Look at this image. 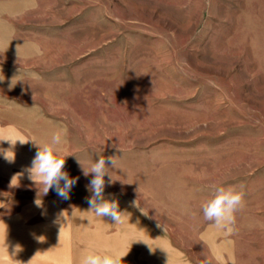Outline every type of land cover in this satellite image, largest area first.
Instances as JSON below:
<instances>
[{
  "label": "rangeland",
  "instance_id": "rangeland-1",
  "mask_svg": "<svg viewBox=\"0 0 264 264\" xmlns=\"http://www.w3.org/2000/svg\"><path fill=\"white\" fill-rule=\"evenodd\" d=\"M0 79V140L59 133L79 177L68 199L27 173L10 187L37 148L0 141V264H141L149 231L188 264H264V0H0ZM100 156L120 224L88 211L78 160ZM218 187L243 193L224 229L202 211Z\"/></svg>",
  "mask_w": 264,
  "mask_h": 264
},
{
  "label": "clouds",
  "instance_id": "clouds-1",
  "mask_svg": "<svg viewBox=\"0 0 264 264\" xmlns=\"http://www.w3.org/2000/svg\"><path fill=\"white\" fill-rule=\"evenodd\" d=\"M36 51L39 52V49L37 48ZM3 79H0V81H2ZM13 79L11 81L10 87L15 86V84L17 83L16 82L14 84ZM5 140L10 142L13 147L16 145L17 141H19V143L22 145L28 143L29 141H32L34 146L37 148V152L31 161V165L24 168L21 172L13 175L10 181V187H18L19 183L17 184L16 181H20L21 177H23L24 174L27 173L28 179L32 181L33 184L42 185V196L47 195L50 190H54L57 195L62 197L63 199L69 198V193L77 183L79 177H70L69 173L64 170L66 157L61 158L60 155L62 151V139L59 133L54 134L51 138V141L43 145L37 143L34 140L16 139L15 141H13L11 139H4L0 141ZM0 155H3L4 159L9 163H14L15 161V152L11 148L8 150L0 149ZM113 157L114 156H110L107 159L111 163L112 168H115L116 160ZM78 163L81 165L83 175L85 177H88L89 175L92 176L87 186L89 191L92 193V196L87 200V203L89 205L88 211L93 213L96 217H110L115 221V224L123 223L124 216L127 213L121 212L119 210L117 201L106 200L104 197V190L106 187L105 177H109V183L114 182L110 174V168L106 165L104 156H100L97 161L92 163L90 170H86L80 160H78ZM39 192L40 189L38 188V194ZM35 204L38 207H42V199H36ZM134 204L135 206L139 207L137 201L134 202ZM242 204V192H237L231 188L225 189L224 187H218L214 190L213 197L207 200L202 205L204 219L211 222L216 229H224L228 225L234 223V214L242 206ZM64 213L65 212L60 213V218L66 220ZM64 226L65 224L61 223L60 234ZM42 238L43 237H40L39 240L43 241ZM6 247L8 252L7 243ZM21 250L22 249L20 245H16L11 257H14ZM149 250L153 251L150 246ZM162 250L166 251L165 249ZM126 255H121L118 252L98 253L96 251H89L82 257L80 264H123V258ZM30 261L28 262V264H30ZM15 262L16 264H23V262L19 260H15Z\"/></svg>",
  "mask_w": 264,
  "mask_h": 264
},
{
  "label": "crops",
  "instance_id": "crops-1",
  "mask_svg": "<svg viewBox=\"0 0 264 264\" xmlns=\"http://www.w3.org/2000/svg\"><path fill=\"white\" fill-rule=\"evenodd\" d=\"M143 238L146 242L140 246V255L144 259L141 264H188L180 255V248L175 247L166 235L149 231L142 234ZM148 245L154 252L149 250Z\"/></svg>",
  "mask_w": 264,
  "mask_h": 264
}]
</instances>
